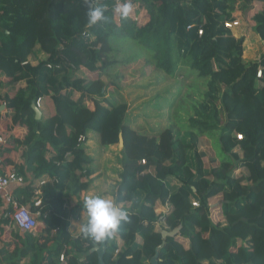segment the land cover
Here are the masks:
<instances>
[{
  "label": "trees",
  "instance_id": "trees-1",
  "mask_svg": "<svg viewBox=\"0 0 264 264\" xmlns=\"http://www.w3.org/2000/svg\"><path fill=\"white\" fill-rule=\"evenodd\" d=\"M122 2L96 4L108 20L89 25L92 0H0V90L7 79L13 89L0 96V170L25 177L13 195L46 225L38 238L2 214L0 264H98L102 241L73 237L64 207L92 181L90 131L106 147L124 139L116 200L129 220L106 238L105 264L156 254L159 264H264V52L246 60L244 38L224 25L241 2L264 43V0H132L125 19ZM118 38L137 41L167 75L191 69L204 82L188 127L148 136L127 123L128 104L107 96L117 85L105 79ZM40 98L50 114L37 118Z\"/></svg>",
  "mask_w": 264,
  "mask_h": 264
},
{
  "label": "rangeland",
  "instance_id": "rangeland-1",
  "mask_svg": "<svg viewBox=\"0 0 264 264\" xmlns=\"http://www.w3.org/2000/svg\"><path fill=\"white\" fill-rule=\"evenodd\" d=\"M112 41L115 48L112 58L117 62L108 68L105 79L108 82L114 81L117 87L110 86L107 96H113L128 104L127 123L136 131L148 136H159L170 126L175 129L188 127L186 125L193 114V107L201 100L204 90V82L198 75L192 74L191 69H184L177 78H173L156 68L151 53L139 46L137 41L129 38ZM260 44L259 39L253 34L245 48L244 57L246 55L259 57ZM44 108H47L45 103L40 109ZM46 113L49 116L48 108ZM98 140L99 133L92 131L88 144L90 153L98 147ZM94 155L98 160L95 168L100 170L101 174H106L111 169L118 171L123 168L126 161L120 144L114 145L111 150L98 151ZM116 177L119 180L118 173ZM31 213L37 214L33 211ZM217 216L219 215L215 213V219H218ZM36 223L41 226L37 218ZM161 226L164 225L158 223L157 228ZM66 250L67 254L84 257L77 254L71 245H68Z\"/></svg>",
  "mask_w": 264,
  "mask_h": 264
},
{
  "label": "crops",
  "instance_id": "crops-1",
  "mask_svg": "<svg viewBox=\"0 0 264 264\" xmlns=\"http://www.w3.org/2000/svg\"><path fill=\"white\" fill-rule=\"evenodd\" d=\"M233 14H234L235 19L237 18L241 21L240 26L236 27L233 30V34H235L238 38L239 37L244 38L245 48L247 47V44H248L249 40L251 39V37L253 36V34L256 36L257 39H259V41L261 43L260 48L258 49V53H260L259 57H256V56L251 57V56L246 55L244 58L246 60H256V59L260 58L261 54L264 52V43H263L262 39L260 38V36L258 35V32L256 31V28L254 27V24L249 23L247 18L244 16V14L241 10V2H238L237 8ZM244 52H246V51H244ZM40 54H41L40 56L43 57V54L42 53H40ZM31 61L34 64L38 63V59L34 58V57L31 58ZM3 75L6 78L8 77L6 75V73L3 72L2 69L0 68V78ZM7 81H8V79L5 81V86H6L5 90H3V91L0 90V96L2 98L5 97L9 92L13 91L12 87L10 88V85H8ZM17 88H18V86L16 87V89ZM46 107L48 108L47 105H46ZM47 108L41 109L42 112H45V116H48L46 113ZM11 119H12L11 114L9 112H5L3 114L1 125H3L4 123H7V124L9 122L11 123ZM91 133H92V131H90L88 133L89 140H88L86 146H87V153L90 154L93 158V164L91 167L93 174L90 177L92 181L90 182L88 189L83 190L82 192H80L77 195L68 194L65 198L64 207H65V210L67 213V220L69 222L68 232L73 237H80L82 235L79 231V228H80V225L83 224L84 222H86V220H87V213H86V211L83 210V201L86 198L99 195V196H103V197L112 199L114 201V203L116 204V206H118V207L125 208L126 210L128 208V205L118 204V202L116 200L117 190H118V186H119V182H120V178H119V180L117 179L116 173H118L120 176V173L122 172L123 168H120L118 171L115 169L108 170L106 174H101L100 170H97L95 168V166L98 165V160L96 159V156L94 154H96L98 151H102L103 149L111 150V149H113L114 145H110L108 147L103 146L101 144L100 135H99L98 141L100 142V144L98 142V147L93 149L92 153H90L88 144H89L90 139H91ZM110 165L111 164H109V167H110ZM113 170H115V171H113ZM30 178H31V175H30ZM85 180H87V179H85ZM14 189H15V187L13 188V190ZM41 195H42L41 190L37 191L35 199L40 200ZM0 200H1L0 218L3 219L2 214H3L4 204H5L3 194H1ZM40 222H41V231H40L39 235L34 234L38 238L42 237V235L44 234V230H45L44 227H46L45 223L42 220H40ZM13 228L16 232H22L19 229H17V227H15V226ZM8 229H9V227H8ZM54 233H56V232H54ZM7 250H8V248L6 247L5 243L1 240V236H0V255L3 253V251H7ZM73 255H76V254H73Z\"/></svg>",
  "mask_w": 264,
  "mask_h": 264
},
{
  "label": "clouds",
  "instance_id": "clouds-1",
  "mask_svg": "<svg viewBox=\"0 0 264 264\" xmlns=\"http://www.w3.org/2000/svg\"><path fill=\"white\" fill-rule=\"evenodd\" d=\"M92 5L88 12V24L94 25L97 22H107L108 17L105 16V7ZM121 19H125L133 11L132 0H123L116 8ZM83 210L87 213V220L80 225L79 231L85 238H90L95 242L104 241L106 238L119 230L122 222L129 220L128 213L116 206L114 201L103 196H92L83 201Z\"/></svg>",
  "mask_w": 264,
  "mask_h": 264
},
{
  "label": "built area",
  "instance_id": "built-area-1",
  "mask_svg": "<svg viewBox=\"0 0 264 264\" xmlns=\"http://www.w3.org/2000/svg\"><path fill=\"white\" fill-rule=\"evenodd\" d=\"M107 0H94L95 5L98 3H105ZM117 3L120 2V0H116ZM116 3V4H117ZM107 8V6H106ZM241 21L239 19H228L225 21V27L230 29L232 32L233 30L240 26ZM202 33V31H200ZM83 37L89 38L90 34L88 32L83 33ZM258 77H262V71H258L257 73ZM37 106L39 108H42L43 106V99H39L37 101ZM239 138H242L241 135H239ZM82 141H85V137H82ZM143 163H145V160H143ZM26 179L23 175L18 174L17 172H11V173H5L3 170H0V194H3L4 197V209H3V215L4 217H7L13 221V224L17 229L19 230H25V232H31L32 234L39 235L38 232L41 231L40 224L36 223V218L39 219L38 213L36 215L32 214L31 211L28 209L25 205H19L18 201L13 195V188L18 184L25 183ZM40 191V190H38ZM41 203V200H37L36 205H39ZM193 204L195 206H199L200 203L197 200L193 201ZM40 221V219H39ZM164 218H161V220L158 223H164ZM65 253H63L60 257V260L62 262L65 261Z\"/></svg>",
  "mask_w": 264,
  "mask_h": 264
},
{
  "label": "water",
  "instance_id": "water-1",
  "mask_svg": "<svg viewBox=\"0 0 264 264\" xmlns=\"http://www.w3.org/2000/svg\"><path fill=\"white\" fill-rule=\"evenodd\" d=\"M33 107H34V109L36 111L37 118H41L42 117L41 109L37 106L36 103L33 104ZM119 144L122 147L124 146V139H123L122 136H120V138H119ZM177 232H178V230H173L171 232L164 230L162 233H163V236L165 237L166 235H175ZM94 250H96L97 253H98V264H105L104 263V255H105V252L107 250L106 239L104 241H102L101 245L95 246ZM80 261L82 262L83 258H81ZM146 264H159L158 263V255L156 254L153 257V259L151 260V262L150 263H146Z\"/></svg>",
  "mask_w": 264,
  "mask_h": 264
}]
</instances>
